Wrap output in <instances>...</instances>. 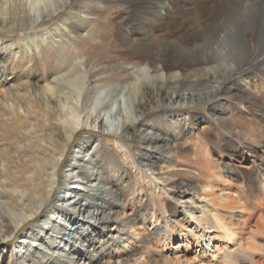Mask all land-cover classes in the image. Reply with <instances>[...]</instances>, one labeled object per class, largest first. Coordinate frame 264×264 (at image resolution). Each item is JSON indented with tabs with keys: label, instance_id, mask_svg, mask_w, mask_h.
Instances as JSON below:
<instances>
[{
	"label": "bare ground",
	"instance_id": "obj_1",
	"mask_svg": "<svg viewBox=\"0 0 264 264\" xmlns=\"http://www.w3.org/2000/svg\"><path fill=\"white\" fill-rule=\"evenodd\" d=\"M99 1L107 2L105 6H108L101 8ZM138 1H144L145 5ZM71 2L0 0V27L11 28L25 22L35 24L68 8ZM78 5V14L73 16L80 17L79 23L90 22L92 17L106 16L107 20L108 16L115 15L123 26L130 25L121 31L131 40L123 38L114 48L103 41L94 45L81 44V60L71 63L68 56L41 84L26 79L16 86L10 84L7 76L11 73L6 66L8 57L16 59L20 54L30 62L36 46L40 47L41 42L54 43L55 38L62 39L71 32V22L77 18L63 19L60 22L63 30L58 34H36L26 39L22 46L14 40L5 44L0 42L1 51H9L0 52V65H3L0 66V109L3 112L0 122V240L12 238L15 244L3 248L0 257H8L10 264H44L43 254L37 262L34 260L44 249L42 246L48 247L54 239L53 231L58 230L62 234L59 239L63 238L66 229H70L82 214L89 193L86 189L97 184L103 166L95 155L89 156L90 152H95L96 145L85 137L75 146L60 175L61 163L79 132L88 128L112 134L113 138L104 140L105 151L138 169L141 181L148 183L153 194L162 196L164 192L169 195L172 194L169 185L181 162L179 159L177 163V152L171 154L170 141L176 137L177 125H180L178 132L189 133L199 121L208 118L218 121L224 117L226 102L235 97L231 88L252 89L258 84L264 88V0H137L130 8L125 5L121 8L115 0H80ZM158 18H163L166 28L146 27ZM156 30L160 31L159 35L155 34ZM114 57L122 60L121 72L106 69L104 62L112 61ZM228 76L233 77L234 85L223 90L220 80ZM21 88L26 93H21ZM191 104L196 109L207 107L210 116L192 114ZM176 105L186 107L177 108ZM159 107H169L172 113L179 112L175 121L171 120L175 123L173 129L161 126L165 131L163 136L158 135L154 126L143 122L147 111ZM184 113L189 114V123H181ZM31 120L34 123H29ZM237 124L244 126L240 119ZM136 131L140 142L147 144L145 147L149 144L155 147L159 143V150L170 161L164 171L165 177L156 174L158 162H162L158 161V155L149 156L148 168L138 166L143 164L144 157L140 160L129 143ZM260 135L259 131L251 133V138L254 141L261 138ZM233 136L224 138L225 145L232 151L237 149ZM210 153L209 149L205 150L206 156ZM255 158L252 176L260 173L264 177V152L260 159ZM206 163L213 164L209 160ZM232 168L230 165L228 172ZM196 175L195 186L180 184L178 187L183 191L176 198L181 206L187 204V212L191 211V215L181 211L179 214L186 223L176 219L173 226L167 218L163 234L157 239V247L163 246L161 250L151 246V242L140 241L139 250L133 252L128 243L121 247L117 241L105 264H121L122 261V264H161L159 258L163 264H189L181 251L182 247L190 246V239L203 246L206 253L212 251V246L218 251L220 248L216 243L222 239L225 250L232 247L231 241L240 245L243 251L251 249L256 242L255 231L264 230V219H260L252 231L245 232L241 223L232 218L228 220L221 212L222 209L235 212L245 208L246 199L239 186L227 183L224 176H217L210 168H202ZM60 180L65 183L63 186H60ZM84 182L87 183L84 189L78 187ZM56 189L59 190L54 202L52 197ZM110 189L118 191V186L112 183ZM195 203L202 215L193 207ZM160 205L165 212V202ZM46 207L47 213L39 223L16 240L18 231L31 221L36 222ZM120 207L111 206L115 219L119 217ZM179 211L175 207L174 212ZM106 212L105 209L97 212L102 224H105L102 218ZM95 228L84 231L78 238L81 250L74 252L79 255L76 259L73 257L72 263L57 264H84L87 260L88 264H96L93 251L106 241H97L102 234L92 239ZM172 254L177 256L171 257Z\"/></svg>",
	"mask_w": 264,
	"mask_h": 264
},
{
	"label": "rangeland",
	"instance_id": "obj_2",
	"mask_svg": "<svg viewBox=\"0 0 264 264\" xmlns=\"http://www.w3.org/2000/svg\"><path fill=\"white\" fill-rule=\"evenodd\" d=\"M115 2L121 5V8L124 5L130 8L132 4L137 3V0H134V2L132 1V3L127 0H115ZM79 3L80 0H72L68 8L61 9L59 11L60 13L58 12L52 17L39 20L32 25L29 22H25L11 28L2 29L0 27V42L4 43L14 40L19 43V46H22L26 39H31L36 34H39V36L43 32H46L49 36L58 34V31L63 30L60 26V22L63 19L77 18L76 20L73 19L71 22V32H68L62 39L54 37V43L41 42L40 47L36 46L33 49V56L30 62L24 59L20 54L16 59L11 56L8 57L6 66L11 72L7 75L10 84L16 86L26 79L33 83L37 82L41 84L42 80L55 69L57 64L67 60L68 56L71 57V63L76 60H81V58H83L80 49L81 44L86 43L94 45L103 41L109 43V45L114 48L115 45L123 41V38H125V40H131L129 35L121 31L122 28H130V25L126 24L124 27L115 15L108 16L107 20L105 18L106 16L98 19H93L92 17L90 22L83 20L79 23L78 20L80 17L73 16L78 14ZM98 4L101 8L108 6H105V4H108L105 1H99ZM139 4L145 5L144 1H141ZM152 25L150 24L146 27L166 28L163 18H158ZM155 34L159 35L160 31L156 30ZM84 48L86 49V47ZM90 51L92 50L90 49ZM0 52H3V54L6 52L9 53V51H1V49ZM46 59L47 63L45 64L44 61ZM121 61L120 58L114 57L112 61H105L104 64L107 66V71L116 73L122 71ZM0 66L3 65L1 64ZM142 66H144V64ZM0 78H2L1 75ZM220 82H223V90H229L234 85L235 81L233 77L228 76L220 80ZM238 87L240 88H231V92H233V96L235 97L231 99L230 102H226L225 109L227 110V114L218 121L214 120V118L213 121H210V118H208L207 121H199L196 128L190 130L189 133L184 130L178 132L180 128L178 126L180 125H177L176 137L170 141L173 149L170 150L171 154L174 152L178 153V157H176V159H178L177 163L181 162L176 169L174 181L169 185L172 187V194L169 195H166L164 192V194H161L162 196L153 194L148 183L141 181L138 169L131 168L115 154L110 155L105 151V146H103L104 140L106 141L107 138H113L112 134L102 130L88 128L79 132L70 144L68 155L61 163L60 175L63 174L62 169L65 163L72 157L75 146L85 137L94 141L95 144L93 145H96L94 149L95 152L93 154L90 152L89 156L95 155V158L101 160L100 164L103 166V173L97 178V184L91 186L90 190L86 189L89 191V193L87 192L88 197H86V201H84L86 206L82 208V214L76 218L78 220L72 224V227L70 226V229H66V235L63 238L60 237L61 240L59 236L62 234H59L58 230H54L52 233L54 239L50 240L47 245L48 247L42 246L44 249L35 257L34 261L37 262L43 254L46 258L44 260L42 259L44 264L72 263L73 257L76 259L79 255L74 254V252L76 250H81L80 239L78 238L83 235L84 231H88L92 227H96V232H92V239H97L98 236L102 234V237L98 238L97 241L100 239H102L101 241H106L102 247L93 251L96 264L106 263L108 256L113 251V245H115L117 241H119L121 247L124 246L125 242L128 243V248L133 252L139 250L138 243L140 241L151 242V246L161 250L163 246L157 247V239L163 234L162 232L163 228L166 226L167 218L169 225L173 226L176 219L186 223V220L179 214L181 211H184L187 216L191 215V211L187 212V204H185L186 206H181L182 204L177 203L176 198H178V196L181 195V191H183V188L178 186L180 184L183 186L185 183L190 186H195L198 181L196 174L202 168L215 170V174L221 177L224 176L225 178L223 179H226L227 183L239 186L241 195L246 199L245 208L235 212L222 209L221 212H223L228 220L232 218L237 223H241L245 228V232L247 230L252 231L255 228L254 225H256L260 219H264L262 218L264 215V177H261L259 175L260 173L252 176L253 170L251 169L254 164L253 158L256 157L255 159H260L264 152V148L262 147V144H264V88L259 84L255 88L252 87V89L249 87L248 89L241 86ZM13 91L15 92L16 90L13 89ZM20 92L23 94L26 93L22 88ZM170 107H172V104ZM176 107L184 108L186 106L176 105ZM191 107L192 114L194 113L198 117H203L204 115L210 116L207 107L206 109L200 107L196 109L194 104H191ZM1 110L2 109H0V122L3 117V112H1ZM146 114L144 115L143 122L154 126L158 135L163 136L165 131L163 128L161 129V126L166 127L167 130L173 129L175 123L171 122L175 121L179 112L174 111L172 113L169 107H159L147 111ZM182 116L184 118L181 123L183 124L185 121L189 123V114L184 113ZM238 119H240L244 126L237 124ZM29 123H34V120H31ZM258 131L261 132L263 137L260 135L261 138L258 137L257 140L253 141L251 133L255 134L258 133ZM232 136L237 144V149L234 151L226 146L224 141L225 137L231 138ZM259 140L263 142L258 143ZM129 143L134 153H136V156L140 157V160L144 157L143 164L138 163L139 167L141 165V167L148 168L146 164L149 156L155 157L158 155V161L161 160L162 162L160 164L158 162L156 174L159 177L166 176L164 171L168 169L170 161L167 160L168 158L165 157V154L159 150V143L155 147H152L151 144L145 147L147 144L140 142V136L137 131L132 136V139L129 140ZM206 149L210 150L211 155L206 156ZM179 159L181 160L179 161ZM206 160L212 162V166L206 163ZM224 164L228 166H224ZM230 165L233 168L228 172ZM59 182L60 186L65 184L61 182V180ZM112 183H116L118 191L110 189ZM81 185L82 186L78 187L84 189L87 183L84 182ZM58 190L59 189H56L52 197L54 202L57 199ZM171 195L173 196L171 197ZM161 202H165L167 206L165 212H163L160 205ZM115 204L121 205L120 214L117 219H115V215L112 214L113 209L111 208V206H115ZM124 206H126L125 209ZM175 207L179 208L180 211L178 213L174 212ZM193 207H195L196 212L199 213L200 209L196 203L193 204ZM101 209L107 211L102 218L105 224H102V222L98 220L100 216L97 212L101 211ZM109 212L111 213L108 214ZM46 213L47 207L40 213L36 222L31 221L23 229L18 231L15 237L16 240L20 239L23 232L30 229L32 225H37ZM254 239L256 242L248 251H243L240 245L237 243L234 244L232 241V247L225 250V240L222 239L220 240L221 242L216 243L219 244L221 250L215 251V248L212 246V251H208V253L203 252V246H198L193 239H190V246L182 247L183 250L181 254H185L183 259H187L189 262L186 263L189 264H264V230L255 231ZM13 245L15 244L12 238L8 240L1 239L0 252L3 248ZM49 245L52 246L51 249ZM186 249L188 250L185 251ZM213 250L216 252H214L215 257L213 255ZM177 254L181 255L180 253ZM177 254H172L171 257L177 256ZM88 263L89 260L84 264ZM122 263L123 261L121 264ZM159 263L163 264L164 262L159 258ZM0 264H10L9 258L0 257Z\"/></svg>",
	"mask_w": 264,
	"mask_h": 264
}]
</instances>
